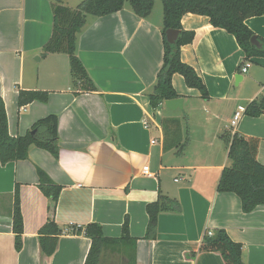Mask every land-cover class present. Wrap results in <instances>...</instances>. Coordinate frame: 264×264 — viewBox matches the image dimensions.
Listing matches in <instances>:
<instances>
[{
	"label": "crops",
	"instance_id": "0c3cea01",
	"mask_svg": "<svg viewBox=\"0 0 264 264\" xmlns=\"http://www.w3.org/2000/svg\"><path fill=\"white\" fill-rule=\"evenodd\" d=\"M56 1L0 0V97L9 134L23 135L53 113L59 136L57 158L31 146L26 159L0 164V264H84L90 240L71 227L97 223L105 236L119 237L125 217L136 239V264H225L219 253L199 251L205 231L217 228L242 245L245 264H264V204L245 213L236 194L217 190L230 163L223 135L231 130L234 112L262 96L264 57L250 58L241 72L247 59L234 36L213 27L207 16L186 13L181 26L194 38L181 46V60L202 78L208 97L176 73L172 85L178 96L171 100L177 102L153 110L147 93L162 63V8L154 2L142 18L128 4L106 16H88L77 33L76 54L96 91L75 90L67 55L41 54ZM245 24L264 38V13ZM18 90L49 95L46 102L18 107ZM234 130L259 139L257 159L264 165V115L243 111ZM145 166L151 174L143 173ZM36 167L63 187L52 213L37 186ZM16 184L20 251L11 227ZM159 193L176 198L181 212L160 213L155 238L146 239L145 206ZM50 216L62 234L54 252L44 256L38 233ZM99 264L126 261L122 253L105 251Z\"/></svg>",
	"mask_w": 264,
	"mask_h": 264
},
{
	"label": "trees",
	"instance_id": "16d2710c",
	"mask_svg": "<svg viewBox=\"0 0 264 264\" xmlns=\"http://www.w3.org/2000/svg\"><path fill=\"white\" fill-rule=\"evenodd\" d=\"M133 13L139 17H147L153 7L154 0H83L75 8L63 5L60 1L51 4V34L41 47V54L65 53L68 57L71 85L79 91H96V85L88 75L84 65L76 54V35L85 25L87 17H101L115 13L123 8L125 2ZM162 5V63L157 71L156 79L148 91L149 104L153 110L163 102L178 96L172 85V76L180 74L187 87L199 91L202 98L208 93L202 78L193 67L181 60V46L190 43L194 33L181 26V17L186 13L207 16L213 27L222 28L234 36L243 51L246 61L253 57H264V38L257 36L247 27L245 20L264 13V0H160ZM178 30L176 40L167 41L165 31ZM255 37L258 43L252 41ZM245 61V62H246ZM250 62V61H249ZM48 92L41 90H18L17 105L25 106L33 101L46 102ZM244 113L253 117L264 115V91L257 100L248 102ZM173 122L179 124L178 119ZM188 136L186 137V141ZM223 139L227 144L228 166L221 171L217 190L232 192L241 202V210L251 212L256 206L264 204V165L257 159L259 139L252 136L225 133ZM184 143L180 145L181 151ZM35 146L52 154H59L58 117L48 114L37 119L23 135L9 134L5 104L0 97V164L24 160L28 157L29 148ZM37 186L49 199V212H54L62 190V186L53 181L41 168L36 167ZM11 227L14 234V247L22 248L23 219L20 209L19 185L16 184L12 194ZM148 216L144 238L153 239L156 235L158 215L163 212L180 213L178 200L162 193L155 201L146 204ZM84 234L90 240V247L84 264H99L105 251L122 253L126 264H136L135 241L129 235L128 219L125 217L121 235L107 237L101 226L89 223L83 227H71V233ZM62 229L50 216L38 233L41 253L50 256L57 247ZM199 251L219 253L225 264H245L242 259V245L233 241L223 228L206 230Z\"/></svg>",
	"mask_w": 264,
	"mask_h": 264
},
{
	"label": "built area",
	"instance_id": "2783aa9c",
	"mask_svg": "<svg viewBox=\"0 0 264 264\" xmlns=\"http://www.w3.org/2000/svg\"><path fill=\"white\" fill-rule=\"evenodd\" d=\"M249 66H250V62L246 61L241 67V72H246ZM243 111H244L243 107H240L237 111L234 112V114L232 116V119L230 121V127H231L230 133L231 134L236 133L234 128L237 126V123H238L239 119L241 118ZM144 125H145V127H148V123L147 122H144ZM142 170H143L144 174H147V175L151 174L149 172V169H148L147 166L143 167ZM175 180L177 181V179H175Z\"/></svg>",
	"mask_w": 264,
	"mask_h": 264
},
{
	"label": "water",
	"instance_id": "95a60500",
	"mask_svg": "<svg viewBox=\"0 0 264 264\" xmlns=\"http://www.w3.org/2000/svg\"><path fill=\"white\" fill-rule=\"evenodd\" d=\"M178 33H179L178 30L167 29L165 31L167 41L173 43L176 40ZM252 41L255 42V43H258L255 37L252 38ZM173 102H177V100H168V101H166L165 104L166 105H170Z\"/></svg>",
	"mask_w": 264,
	"mask_h": 264
},
{
	"label": "rangeland",
	"instance_id": "374dc122",
	"mask_svg": "<svg viewBox=\"0 0 264 264\" xmlns=\"http://www.w3.org/2000/svg\"><path fill=\"white\" fill-rule=\"evenodd\" d=\"M63 5L68 6L70 8H75L81 1L83 0H59ZM156 3V7L158 9L162 8L160 0H154ZM125 5H128V1L125 2Z\"/></svg>",
	"mask_w": 264,
	"mask_h": 264
}]
</instances>
